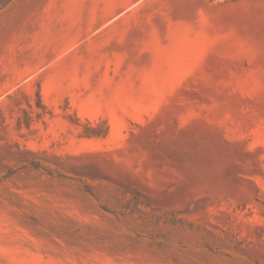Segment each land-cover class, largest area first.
I'll return each mask as SVG.
<instances>
[{"label": "rangeland", "instance_id": "1", "mask_svg": "<svg viewBox=\"0 0 264 264\" xmlns=\"http://www.w3.org/2000/svg\"><path fill=\"white\" fill-rule=\"evenodd\" d=\"M0 264H264V0L0 10Z\"/></svg>", "mask_w": 264, "mask_h": 264}, {"label": "crops", "instance_id": "2", "mask_svg": "<svg viewBox=\"0 0 264 264\" xmlns=\"http://www.w3.org/2000/svg\"><path fill=\"white\" fill-rule=\"evenodd\" d=\"M50 30L53 33L52 28ZM53 30L55 31V29ZM56 35L54 37V34H53V37H52L53 39L49 38V41H51V43L48 45L47 50L46 48L42 49L45 47V45L44 46L42 45V48H41V44L38 42V44L36 45L35 40L31 38L29 42L30 51L28 54L25 55L26 59L23 62V65H24L23 70L27 71L29 70V67H30V70L32 71V73L39 72V70H41V67L40 68L38 67L39 65H41V63H43L46 57L48 58L49 56H56L57 54H59V47L57 45V42L59 41V36H56Z\"/></svg>", "mask_w": 264, "mask_h": 264}, {"label": "trees", "instance_id": "3", "mask_svg": "<svg viewBox=\"0 0 264 264\" xmlns=\"http://www.w3.org/2000/svg\"><path fill=\"white\" fill-rule=\"evenodd\" d=\"M12 0H0V10H2L6 5H8ZM37 101L40 105L41 104V99L39 93L36 94Z\"/></svg>", "mask_w": 264, "mask_h": 264}]
</instances>
